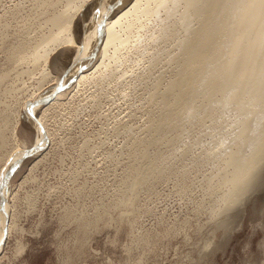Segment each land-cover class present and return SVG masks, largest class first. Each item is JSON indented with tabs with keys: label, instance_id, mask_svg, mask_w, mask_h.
Masks as SVG:
<instances>
[{
	"label": "rangeland",
	"instance_id": "374dc122",
	"mask_svg": "<svg viewBox=\"0 0 264 264\" xmlns=\"http://www.w3.org/2000/svg\"><path fill=\"white\" fill-rule=\"evenodd\" d=\"M92 2L0 0V173L23 151L0 184V264H264V165L223 198L236 112L189 116L167 88L182 24L161 7L124 19L127 42L101 56L105 20L132 0ZM20 44L31 50L12 56Z\"/></svg>",
	"mask_w": 264,
	"mask_h": 264
},
{
	"label": "bare ground",
	"instance_id": "6f19581e",
	"mask_svg": "<svg viewBox=\"0 0 264 264\" xmlns=\"http://www.w3.org/2000/svg\"><path fill=\"white\" fill-rule=\"evenodd\" d=\"M91 1V6H94L97 0ZM149 1L143 0L142 3V0H132L126 9L115 11L113 17L106 18L107 20L103 17L105 24L98 52L104 56L109 46H113L115 53L117 44L127 42L128 37H121L116 29L124 19H135L139 14L157 13L160 7L164 10L161 20L172 21V18H177L184 33L179 42L182 57L180 64L183 65L180 68V78L171 81L167 88L173 92L174 103L183 101L187 105L189 116L196 109L210 114L214 106L236 112V132L230 140L236 146L226 151V181L229 188L223 195L225 201L235 202L253 186L255 177L264 165V0H153L151 5L148 4ZM99 2L101 5V1ZM102 8L105 9V5ZM51 21L62 27L61 16H53ZM71 23L72 15L65 19L63 27ZM132 25L133 21H128L126 28L130 30ZM93 29L90 31L93 32ZM88 34L84 41L81 40L82 44L88 41L92 33ZM75 39L73 34H68L63 40L67 44H80V39ZM39 45L35 44L30 51L36 59H40L37 53ZM19 48V52H11V55L19 58V55L31 50L24 48V44H20ZM100 62L102 63V59ZM100 62L96 65L101 64ZM85 76L86 74H79L78 79ZM51 88L52 86L48 91ZM46 95H49L48 92ZM59 95L60 93L56 94L57 97ZM196 97L202 100L196 101ZM34 106L35 104L32 108ZM16 150L11 153V159L0 173L1 185L6 183L11 166L23 152ZM34 151L35 149L30 154ZM4 192H8V189L5 188ZM2 207L5 211L2 208L0 216L6 212V204H2ZM4 223L0 224V240L4 233Z\"/></svg>",
	"mask_w": 264,
	"mask_h": 264
},
{
	"label": "water",
	"instance_id": "95a60500",
	"mask_svg": "<svg viewBox=\"0 0 264 264\" xmlns=\"http://www.w3.org/2000/svg\"><path fill=\"white\" fill-rule=\"evenodd\" d=\"M63 87H64V82L63 83H59V84H55V85L52 86L51 92H55V90L61 89Z\"/></svg>",
	"mask_w": 264,
	"mask_h": 264
}]
</instances>
